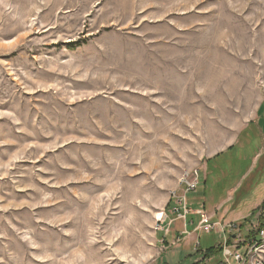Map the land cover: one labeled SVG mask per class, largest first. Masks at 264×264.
Wrapping results in <instances>:
<instances>
[{"label": "rangeland", "instance_id": "rangeland-1", "mask_svg": "<svg viewBox=\"0 0 264 264\" xmlns=\"http://www.w3.org/2000/svg\"><path fill=\"white\" fill-rule=\"evenodd\" d=\"M263 100L264 0H0V264L201 262L220 235L156 219ZM232 155L204 163L191 211L229 156L244 170Z\"/></svg>", "mask_w": 264, "mask_h": 264}, {"label": "crops", "instance_id": "crops-1", "mask_svg": "<svg viewBox=\"0 0 264 264\" xmlns=\"http://www.w3.org/2000/svg\"><path fill=\"white\" fill-rule=\"evenodd\" d=\"M243 124V126L241 125L239 131H236L237 133L233 135L230 143L226 145L224 149L206 159L199 166V169L194 170L198 173L199 170L202 171V168H204L205 165H208L209 162L215 161V159H219L220 157H226L227 155L231 156V154H233L232 158L235 159V161H246L244 170H240L237 164H229V161H232L231 157L229 156L227 163L228 165L224 169V173H226L225 176H222L223 169L221 167H219L217 164H214L213 166V169L218 166L215 170V178L213 179L215 182L213 185H215L216 182L225 180L226 184H224L225 186H223L221 192H215L212 194L215 196L216 200L214 201V204L211 205L209 212L204 209V204L203 207L201 206L198 210H202L205 214H208V216L213 217L215 221H220L223 223L236 224V221L240 218H245L250 212L252 214V211L256 210L264 200V187L263 191L256 194L255 198H251V196L254 194V191L257 190L258 186L261 184V177L264 175V100L259 103L256 109H253L252 112H250V115L247 117V122ZM247 149H249L248 153H246ZM228 179H232V181L227 183ZM251 184H253L254 187L250 196L248 198L242 197V200H239L240 192L244 191L246 193ZM231 201L236 202L239 206L236 212H233V210H231V208L228 206ZM241 201H243L242 204L240 203ZM227 217L238 218L233 219L232 222H230L228 221L229 219L226 220ZM180 231L181 229L178 231L174 230L173 233L175 232L174 234H176ZM163 241L167 243L165 237H162L160 240V242ZM171 245H173L172 241ZM200 263L201 262L199 261L197 262V264Z\"/></svg>", "mask_w": 264, "mask_h": 264}, {"label": "built area", "instance_id": "built-area-1", "mask_svg": "<svg viewBox=\"0 0 264 264\" xmlns=\"http://www.w3.org/2000/svg\"><path fill=\"white\" fill-rule=\"evenodd\" d=\"M179 184L184 185L183 193L179 195H176L175 191L171 193L167 208L156 219V229L164 231L166 235L169 233L168 228L174 222L181 221L182 227L178 235L186 236L189 234L185 228L187 216H197L198 221L193 228L194 233H216L220 235L221 242L218 247L221 261L219 264H231V262L233 264H264V221L262 219L258 225V222L254 224L253 230L251 228L252 231H248L243 237L240 234V228L236 225L215 221L213 217L208 216L202 210L193 212L188 208L185 194L196 189L198 184L197 171L183 176ZM262 218H264V215ZM190 224H193V222H190ZM198 246L199 244L196 242L195 247ZM204 253L205 251L200 264H204V260L207 259L204 258Z\"/></svg>", "mask_w": 264, "mask_h": 264}, {"label": "trees", "instance_id": "trees-1", "mask_svg": "<svg viewBox=\"0 0 264 264\" xmlns=\"http://www.w3.org/2000/svg\"><path fill=\"white\" fill-rule=\"evenodd\" d=\"M262 209V211H264V200L262 201V203L260 204V206L252 211V215L256 214L258 212V209ZM262 221H264V218H262ZM216 252H219V247L216 246V247H209L205 250V253H204V258H209L211 255H213V253H216Z\"/></svg>", "mask_w": 264, "mask_h": 264}]
</instances>
